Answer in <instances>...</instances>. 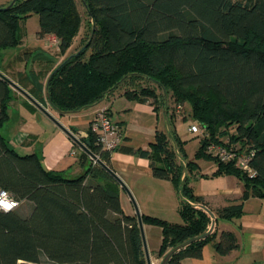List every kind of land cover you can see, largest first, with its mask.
I'll return each mask as SVG.
<instances>
[{
	"label": "trees",
	"instance_id": "trees-1",
	"mask_svg": "<svg viewBox=\"0 0 264 264\" xmlns=\"http://www.w3.org/2000/svg\"><path fill=\"white\" fill-rule=\"evenodd\" d=\"M81 1L89 30L82 46L50 68L15 72L14 82L62 114L79 112L120 87L129 99L164 107L170 126L188 107L191 118L205 125L192 158L172 127L155 131L150 150L122 144L115 150L148 158L153 176L171 181L179 193L181 223L141 214L143 223L161 228L157 258L208 230L175 250L167 264L199 257L206 243L229 254L238 247L236 234L222 230L217 237V221L239 217L249 197L264 200V0ZM10 2L0 4V53L20 43L19 22L32 13L39 18L37 35H54L59 54L76 40L83 20L75 0H14L5 8ZM40 59L52 62L42 50L24 51L22 61L26 67ZM12 92L0 75V189L27 206L0 210V264H146L136 216L123 210L119 184L88 154L79 153L85 172L66 177L45 169L35 153L8 145L1 127ZM224 139L251 154V171L206 151ZM80 140L111 167V151L89 127ZM198 159L213 164L211 176L236 177L241 195L212 210L189 184L198 173L207 176Z\"/></svg>",
	"mask_w": 264,
	"mask_h": 264
},
{
	"label": "crops",
	"instance_id": "crops-1",
	"mask_svg": "<svg viewBox=\"0 0 264 264\" xmlns=\"http://www.w3.org/2000/svg\"><path fill=\"white\" fill-rule=\"evenodd\" d=\"M7 1L0 0V4ZM46 36L52 37L51 34L42 37L37 35L40 43L35 45L33 52H47L46 44L42 43ZM20 65L15 69L2 66L0 71L15 81L13 74L26 69L24 62L21 67ZM40 66L41 64H37L32 69H40ZM13 91L8 106L9 117L5 121L7 124L4 123L1 127V133L8 145L20 154L35 153L45 169L59 171L66 177H75L85 172L86 165L81 166L79 163L81 149L25 96L14 88ZM39 103L79 138L87 135L91 113L97 105L102 104L107 106L111 118L120 125L123 146L150 150L155 131H169V112L164 107L161 108L160 114L159 109L155 110L149 101L129 99L119 89L106 94L94 105L75 113L62 114L48 102ZM175 130L177 132L176 127ZM180 138L183 139L181 136ZM110 166L126 184L141 214L157 216L171 222H182L178 213V191L171 181L153 176L148 158L137 153L113 150L110 153ZM205 170L200 167L199 172L207 176L198 173L190 178L189 184L194 193L202 196L212 210L241 195L242 184L236 177L211 176L214 170L211 162ZM120 201L123 210L135 216L133 204L121 187ZM23 203L25 202L21 204ZM143 228L147 247L152 248V254L156 257L155 252L161 241V228L146 223H143ZM222 230H230L236 234V249L227 255H219L211 243H206L199 257L184 258L182 264H264V200L258 197L244 200L243 213L239 217L230 221H217V237Z\"/></svg>",
	"mask_w": 264,
	"mask_h": 264
},
{
	"label": "rangeland",
	"instance_id": "rangeland-1",
	"mask_svg": "<svg viewBox=\"0 0 264 264\" xmlns=\"http://www.w3.org/2000/svg\"><path fill=\"white\" fill-rule=\"evenodd\" d=\"M9 1V0H8ZM77 3V7L80 11L81 17H82V24L79 30V33L77 35L76 40L72 43L71 47L64 53V54H59V47L57 45V43H53V39L56 38L54 35H52V37H44V41L42 43H45L46 45V51L50 54V56L52 57V62L47 63L48 61H41L40 60H35V61H28L26 64V68H32L33 66H37V64H41L40 68L45 66L46 68H50L52 65L58 64L62 58H64L69 52H74L76 50H78V48H80L84 42V40L86 39V36H88V17L86 16L85 13V7L84 4L82 3L81 0H75ZM39 18L38 15L36 13H32L24 18H22L19 22V26L17 28L16 34L18 36V38H20V43L10 46V47H6L2 50V52L0 53V63L1 66H4L5 68L9 67H13L14 69L17 67L19 68V65L22 63V58L24 57V51H28V52H32L36 49L35 45L39 42L38 38H37V31L39 30ZM40 37V36H39ZM42 37V36H41ZM40 43V42H39ZM35 48V49H34ZM19 57H21V59L19 60ZM20 63H19V62ZM22 64L20 65V67L22 66ZM34 67V68H35ZM44 67V68H45ZM12 68V69H13ZM38 70V69H37ZM144 85L148 84L149 86L155 87L154 83H144ZM121 91H124V87H120L118 88ZM157 94H159V99H162V94H161V90L159 88L156 89ZM170 102V100H169ZM188 106V105H186ZM188 107H186V109H182L181 111H179L178 113H175L173 116V125H169V129L177 128V133L179 136H181L183 138V140H185V151L188 155V158H192L195 150L197 149L198 145H199V137L201 136L198 133H194L191 132L189 130V126L191 124H196V121H194L190 114L188 113ZM161 108L159 107V112L161 114ZM169 119V117H168ZM7 124V122L5 123V125ZM4 130V129H3ZM233 145L236 146V144H238V141H236V143H232ZM179 160L184 163V161L179 158ZM198 164L201 167V169H203V171H206L205 169L208 168L210 166V162L204 159H198ZM126 185V184H125ZM23 204H20L19 209L23 210L26 206ZM152 248L149 246L148 247V251L151 257V261L152 264H159L162 258H157L152 254ZM154 262V263H153ZM43 264H49L46 261H43Z\"/></svg>",
	"mask_w": 264,
	"mask_h": 264
},
{
	"label": "built area",
	"instance_id": "built-area-1",
	"mask_svg": "<svg viewBox=\"0 0 264 264\" xmlns=\"http://www.w3.org/2000/svg\"><path fill=\"white\" fill-rule=\"evenodd\" d=\"M58 39L54 38L53 43H57ZM89 130L95 135L96 142L106 150L113 151L122 144V129L115 122L108 111L106 105H97L92 111L89 124ZM205 129L203 124H191L189 130L194 133L202 134ZM222 143H209L206 151L210 152L222 161H234V163L245 171H251L249 164L251 154L240 151L239 147L229 144L226 139ZM20 202L13 198L7 191L0 189V210L9 211L19 206Z\"/></svg>",
	"mask_w": 264,
	"mask_h": 264
},
{
	"label": "water",
	"instance_id": "water-1",
	"mask_svg": "<svg viewBox=\"0 0 264 264\" xmlns=\"http://www.w3.org/2000/svg\"><path fill=\"white\" fill-rule=\"evenodd\" d=\"M14 2V0H11V2L5 6V8L9 7L12 3ZM0 75L4 78H6L8 84L14 88L15 90H17L18 92H20L23 96H25V98H27L32 104H34L37 108H39L44 114H46L59 128H61V130H63L72 140L73 142L81 149L83 150L86 154H88V156L97 164H99L104 170H106V172H108V174L120 185V187L128 194L133 207H134V211H135V216L137 219V223H138V227L140 229V234H141V239H142V244H143V251H144V258L146 261V264H152L151 261V257L148 251V247H147V243H146V239H145V234H144V228H143V221H142V217H141V213L140 210L131 194V192L129 191V189L127 188V186L125 185V183L123 182V180L119 177V175L111 168L109 167L107 164H105V162H103L95 153H93L87 146H85V144L80 140L79 137H77L73 132H71L68 128H66L65 126H63L54 116H52L47 110L46 108H44L37 100H35L25 89H23L21 86H19L16 82H14L13 80L5 77L1 72ZM203 208L210 214L211 217H214L213 213L205 206H203ZM213 224L211 225L210 229H212ZM210 233V230H208L207 232L197 236V237H193L181 244H179L178 246L172 248L171 250H169L161 259L159 264H167L171 254L179 249L180 247L186 245L187 243L195 240V239H200L205 237L206 235H208Z\"/></svg>",
	"mask_w": 264,
	"mask_h": 264
},
{
	"label": "bare ground",
	"instance_id": "bare-ground-1",
	"mask_svg": "<svg viewBox=\"0 0 264 264\" xmlns=\"http://www.w3.org/2000/svg\"><path fill=\"white\" fill-rule=\"evenodd\" d=\"M154 263V262H153Z\"/></svg>",
	"mask_w": 264,
	"mask_h": 264
}]
</instances>
